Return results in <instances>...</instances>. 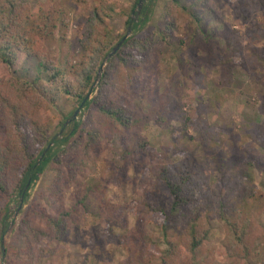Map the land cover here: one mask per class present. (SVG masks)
I'll list each match as a JSON object with an SVG mask.
<instances>
[{
    "label": "rangeland",
    "instance_id": "1",
    "mask_svg": "<svg viewBox=\"0 0 264 264\" xmlns=\"http://www.w3.org/2000/svg\"><path fill=\"white\" fill-rule=\"evenodd\" d=\"M169 1L150 2L151 17L136 33L128 32L125 25L126 10L134 0H89L84 6L67 2L70 13L67 26L62 27L66 40L47 52L58 60L77 56L75 45L82 38L85 21L91 10L101 4L112 6L110 25L118 36L115 45L126 34V39L142 38L158 27L163 28L166 20L175 23L173 45H160L157 51L155 60L162 74L153 76L154 68L148 66L141 76L142 94L131 95L136 90L128 89L124 72L119 68L112 79V97L120 103H131L134 108L128 109L140 119L133 133L147 139L158 157H150L143 151L124 156L118 136L106 135L88 152L81 147L75 170L67 167L73 160L70 154L59 157L61 165L50 162L31 185L28 199L21 206L14 198L4 207L6 199L0 194V264L26 262V239L20 229L23 219L44 228V214L65 212L70 214L66 217L67 236L63 240L43 239L39 244L34 243L38 264H49V258L43 254L50 249L62 253L55 264H139L142 260L146 264H162L167 247L159 216L148 207L149 203L167 210L172 206L168 187L157 174L162 163L189 164L201 182L204 196L209 195L216 202L239 199L245 183L242 174L247 171L255 175V183L264 194V134L259 137L264 127V2L184 0L182 7L194 2L197 10H203L206 27L221 32L209 42L202 38L199 24L187 10L172 8L171 15L164 18ZM61 2L27 0L29 10L35 14L40 6L50 3L59 6ZM147 2L144 0L142 6ZM221 23L238 33L242 40L245 50L240 58L233 59L232 51L227 50L225 37L229 30L221 28V31L217 26ZM227 59L232 62H222ZM107 62L101 61L103 71ZM18 70L22 78L35 77L39 72L37 60L26 58ZM100 81L95 80L89 98L98 93ZM217 94L220 103L210 108L211 99ZM169 102L174 108L163 126H158L154 110L166 112ZM48 108L46 118L52 126L51 138L69 137L72 123L68 118L73 107L60 101ZM181 110L185 115L195 110L197 120L202 117L207 124L195 121L192 126L185 116L179 115ZM77 115L86 121L88 112L80 109ZM66 121L68 124L64 126ZM75 137L70 136L73 139L67 145ZM60 145L64 147L56 142L51 144L54 152ZM248 162L254 165L249 166ZM89 186L95 187L91 201L94 214L84 212L76 199V192H85ZM185 215L189 216L184 210L176 215L178 221L171 231L176 237L185 236L187 223L191 221ZM206 227L209 233L198 252L197 264H264L261 252L246 261L239 260L235 255L238 246L218 218H211ZM251 231L253 237L260 236L264 241V198L259 209H251Z\"/></svg>",
    "mask_w": 264,
    "mask_h": 264
},
{
    "label": "trees",
    "instance_id": "2",
    "mask_svg": "<svg viewBox=\"0 0 264 264\" xmlns=\"http://www.w3.org/2000/svg\"><path fill=\"white\" fill-rule=\"evenodd\" d=\"M88 1L63 0L59 6L50 3L44 7L40 6L35 14L29 10L27 0H0V134L2 136L0 194L6 199L4 207L9 206V201L14 198L20 201V206L25 203L31 185L44 172L45 167L50 162L62 164L60 156L70 154L73 160L67 167L70 169L71 166L75 170L81 147L88 152L94 149L106 135L118 136L124 156L143 151L150 157H158V154L150 148L147 139L133 133L140 119L133 116L132 111L128 109L134 108L131 103H120L112 97V79L119 68L124 72H122L125 77L124 82L128 89L136 90L132 91L131 95L136 97L138 93L142 94L143 91L139 87L142 74L148 66L154 68L153 76L162 74L155 60L159 53L157 51L160 45H173L177 27L175 23L166 20L163 28L158 27L142 38L133 36L126 39L108 60L101 76L98 93L84 101L89 92H94L91 89L95 84L101 61L112 51L115 46L114 40L118 37L110 25L113 17L112 6L106 3L91 10L85 21L82 38L75 45L77 56L58 60L47 52L66 40L62 27L67 26L70 13L67 2H71L74 6H84ZM147 1L149 2L139 9L140 0H134L126 10L125 25L134 33L150 19L151 11L148 4L157 0ZM183 1L170 0L164 10V18L171 15L172 8H182L195 18L199 24L200 34L206 41L210 42L221 33L214 28L206 27L207 22L202 17L203 10H197L194 2L182 7ZM259 2L263 3L264 0ZM200 6L203 7L201 4ZM138 14L140 16L137 19ZM217 26L221 31L228 29L223 23ZM228 32L225 37L229 46L227 50L232 51L230 53L233 59L240 58L245 50L243 42L238 33L232 30ZM31 57L37 60L39 72L33 78H22L17 74L18 69L22 67L26 58ZM222 62L230 64L232 60L227 59ZM220 98L218 94L215 95L211 99L210 108H216ZM60 101L73 107L68 119L72 123L70 136L76 135V137L71 145H67L73 139L70 140V136H64L60 140L57 136L51 138L52 126L46 118L48 107L57 106ZM77 108L88 112L86 121L80 120L78 115L73 118ZM172 108L174 105L169 102L166 112L154 110L157 112L155 123L158 126H163L167 121ZM179 115L185 116V120L192 126L195 121L207 124L206 119L202 117L197 120L198 115L195 110L186 115L181 110ZM67 124V121L63 123L64 126ZM260 130L259 137L264 134V127ZM55 142L64 147L61 148L60 145L58 151L54 152L51 144ZM247 164L254 165L253 162ZM157 174L168 187L172 200L170 210L157 203L155 207L148 204L150 210L159 216L167 247L162 257V264H178L177 260L179 264H197L198 252L209 233L206 225L211 218H218L231 232L238 246L235 255L239 260L246 261L259 252L264 254V241L260 236L253 237L251 231V209L253 207L259 209L264 198L263 190L255 183L254 174L248 171L242 174L245 183L240 191L241 197L233 199L232 202H229L228 198L216 202L209 195L204 196L201 182L195 177L189 164L162 163L158 167ZM94 189V186H89L85 192H76L77 204L83 207L84 212L92 213L91 201ZM57 191L58 189L55 193ZM181 210L187 211L189 216L185 215V217L191 220L187 223L185 238L176 237L175 232H171L174 222L178 221L176 215ZM44 215L46 223L44 228L33 225L29 219H23L21 222L20 229L26 239L27 252L24 264H38V257L33 250L35 242L39 244L43 239H47L48 242L63 240L67 236L66 217L70 215L69 213ZM44 251L43 255L49 258V264H55L62 256V253L55 249ZM139 264L146 263L142 260Z\"/></svg>",
    "mask_w": 264,
    "mask_h": 264
},
{
    "label": "water",
    "instance_id": "3",
    "mask_svg": "<svg viewBox=\"0 0 264 264\" xmlns=\"http://www.w3.org/2000/svg\"><path fill=\"white\" fill-rule=\"evenodd\" d=\"M143 1L140 0L139 2V9L142 7ZM131 31L130 28H128V32ZM128 37V34H126L125 36H123V38L121 39L120 42H118L112 49V51L107 55V57L105 58V61L109 60L118 50L119 48L122 46L123 42L125 41V39ZM103 66L104 64H101L99 69H98V73H97V78L96 81L98 82L101 79L102 76V71H103ZM91 96V92L88 93V95L86 96L85 100L86 101L89 97ZM84 103V102H83ZM80 111V109L76 110L75 113L73 114V118L77 117L78 112Z\"/></svg>",
    "mask_w": 264,
    "mask_h": 264
}]
</instances>
